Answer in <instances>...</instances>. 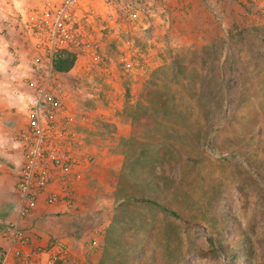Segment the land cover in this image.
<instances>
[{
  "label": "rangeland",
  "instance_id": "374dc122",
  "mask_svg": "<svg viewBox=\"0 0 264 264\" xmlns=\"http://www.w3.org/2000/svg\"><path fill=\"white\" fill-rule=\"evenodd\" d=\"M18 1L0 0L6 16ZM241 6L212 33L198 28L174 42L136 30L108 36L112 76L86 70L85 57L59 74L76 88V116L89 113V144L111 146L114 133L130 132L111 148L123 163V197L104 220L101 264H264V0ZM14 89L22 98L11 103L21 104L26 86ZM101 110L119 122L93 118Z\"/></svg>",
  "mask_w": 264,
  "mask_h": 264
},
{
  "label": "crops",
  "instance_id": "0c3cea01",
  "mask_svg": "<svg viewBox=\"0 0 264 264\" xmlns=\"http://www.w3.org/2000/svg\"><path fill=\"white\" fill-rule=\"evenodd\" d=\"M36 1L38 2V0H20L18 2H21L25 6L27 5L26 2L33 4ZM121 1L126 3L130 0ZM242 1L244 2V0H166L164 13L148 16L143 12H136L133 19L127 22L123 21L126 26H121L124 24L122 21L120 23L121 25L116 27L113 26L115 25L114 22H110V27L104 30L101 35H97L101 45V52L106 57V53H108L107 47L110 42V39L107 38L108 36H115V33L118 36L122 34L121 32H125L124 34H133L132 30H136V36L146 33L151 34L152 42L157 38H162L164 34H167L166 37L174 42L176 37L178 40L181 37L192 35L198 28L203 29L204 32L212 33L219 27L218 25L220 23L223 24L226 21H231V19L237 16V13L242 9ZM19 6L15 2L14 10H18ZM105 7L102 0H86L83 2L84 10L93 8L97 12H105L107 10ZM3 10L5 9L1 6L0 217L12 220L14 216L11 213V208L15 201L14 182L21 159L20 149L15 143V136L26 125V117L22 109L25 95L29 93L28 91L30 89L28 88V81L35 80L36 74L33 73L28 59L25 57L30 55L31 59L34 55L32 56L30 53L33 52L35 54L31 43L25 35L19 33L16 29L15 17H9L10 15L6 16V12ZM110 11L112 10L110 9ZM138 16L143 17L146 23L142 21L143 18L137 21L136 18ZM135 20L136 22H134ZM164 27L167 31L164 30ZM112 30H116L117 32ZM123 37L125 36L122 35L119 38L122 40L120 44L124 45ZM124 41L132 42L129 38H124ZM9 47H11L10 51ZM121 58L125 60V66L131 69L130 56L123 55ZM109 69L108 73L112 76L114 71L110 67ZM70 71L58 74H68ZM126 71L134 73L129 69H126ZM83 73L85 72H81L80 76ZM15 80L17 82H14ZM21 86H26V91L23 89L22 92L24 97L22 102H20L21 104L14 105V102L13 104L11 103L14 101V98L16 102L18 101L16 99L18 96L19 99L22 98V95L17 93H21L17 89ZM14 88L17 89L16 93L11 91L12 89L15 90ZM66 91L65 101L67 109L74 114L76 119V105L80 106L81 104L76 103V88L73 86L66 87ZM86 113L89 116V113ZM108 113L101 110L99 114L91 115L95 119L104 118L107 120L109 117L110 121L115 119V123L119 122L118 116L114 118L113 115H108ZM86 123V121L82 122L80 120V116L78 117L77 125L76 121L74 123V129L80 130L83 147L81 148L79 157L81 162V168L79 169L81 179L74 185L73 208L67 209L62 202L46 204L44 201L45 195L43 194L39 197L30 215L21 221V225L26 234L39 244L46 245L49 241L57 238L63 240L70 250V264L102 263L103 254L107 247L105 239L106 233L104 232L108 227L106 225L107 221L104 220L110 217L111 212H114L116 208H114V202L118 200L116 197H123L120 195V187L117 182L121 175L120 172L123 163L122 161L116 162V160H112V154L114 152L112 153L111 148H115L113 141L117 140L115 138L116 135L126 138L130 135V132H128L129 130H125L126 127H122L125 130L124 133L122 131L114 133L111 146H106L96 140L89 144L92 129H83V126L87 125ZM110 156H112V159ZM98 219L103 222L100 225H95L99 221ZM5 246L6 241L0 232V251Z\"/></svg>",
  "mask_w": 264,
  "mask_h": 264
},
{
  "label": "built area",
  "instance_id": "2783aa9c",
  "mask_svg": "<svg viewBox=\"0 0 264 264\" xmlns=\"http://www.w3.org/2000/svg\"><path fill=\"white\" fill-rule=\"evenodd\" d=\"M86 0H38L23 6L15 15V27L31 43L35 55L28 63L35 80H29L23 112L26 125L15 136L20 149V163L15 176V201L12 220L0 217L1 236L6 246L0 251V264H70L68 245L53 239L39 244L26 234L21 221L30 215L41 195L46 204L62 202L67 209L74 206V185L81 179V136L74 129L78 117L67 109L66 87L53 69L56 51L74 53L93 63L87 69L110 70L101 52L97 35L121 21L134 18L136 12L153 16L164 13L166 0H102L105 12L83 9ZM110 9L112 11H110ZM100 63V67L95 64ZM28 79V78H27ZM82 122L88 114L80 115Z\"/></svg>",
  "mask_w": 264,
  "mask_h": 264
},
{
  "label": "trees",
  "instance_id": "16d2710c",
  "mask_svg": "<svg viewBox=\"0 0 264 264\" xmlns=\"http://www.w3.org/2000/svg\"><path fill=\"white\" fill-rule=\"evenodd\" d=\"M75 62H76V56L74 53L59 50V51H56L53 55L52 66L56 72L65 73V72H68L72 69ZM137 201L153 202V201H150L148 199H137ZM153 203L156 204L159 208H161V206L158 203H156V202H153ZM162 209L166 210L164 208H162ZM170 213L173 216L178 217V215L174 211H170Z\"/></svg>",
  "mask_w": 264,
  "mask_h": 264
}]
</instances>
